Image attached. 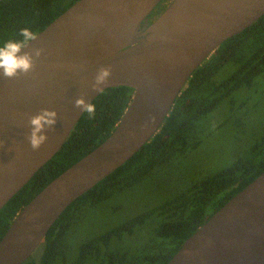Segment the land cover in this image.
Returning <instances> with one entry per match:
<instances>
[{"label":"water","instance_id":"1","mask_svg":"<svg viewBox=\"0 0 264 264\" xmlns=\"http://www.w3.org/2000/svg\"><path fill=\"white\" fill-rule=\"evenodd\" d=\"M78 0L23 49L43 47L34 72L0 77V209L60 150L83 112L74 106L111 87L134 89L121 121L95 149L45 186L0 241V264H23L78 197L132 158L160 129L193 71L264 14V0ZM112 66L103 89L90 84ZM58 112L37 151L28 119ZM167 264H264V172L200 226Z\"/></svg>","mask_w":264,"mask_h":264},{"label":"trees","instance_id":"2","mask_svg":"<svg viewBox=\"0 0 264 264\" xmlns=\"http://www.w3.org/2000/svg\"><path fill=\"white\" fill-rule=\"evenodd\" d=\"M78 0H0V45L21 39L20 29L36 34ZM162 0L148 17L151 21L172 2ZM227 65L233 72L218 81ZM264 73V14L252 25L226 39L188 79L159 131L128 161L73 201L56 220L33 255L23 264H65L68 237L90 209L116 193L132 188L201 142L198 122L227 97L256 82ZM134 89L111 87L93 103L95 117L83 113L60 150L0 209V241L17 214L53 179L105 139L121 121ZM264 172V133L244 155L207 176L155 209L88 239L79 247L74 264H167L200 226ZM154 214V229L136 247L118 244L133 236Z\"/></svg>","mask_w":264,"mask_h":264},{"label":"rangeland","instance_id":"3","mask_svg":"<svg viewBox=\"0 0 264 264\" xmlns=\"http://www.w3.org/2000/svg\"><path fill=\"white\" fill-rule=\"evenodd\" d=\"M158 7V6H157ZM234 70L227 65L216 75L221 81ZM200 144L161 166L132 188L116 193L87 211L72 228L65 264H74L80 245L129 218L155 209L191 185L232 164L244 155L264 133V73L251 86L243 87L198 122ZM154 214L121 245L136 247L154 229ZM60 264V263H59Z\"/></svg>","mask_w":264,"mask_h":264},{"label":"clouds","instance_id":"4","mask_svg":"<svg viewBox=\"0 0 264 264\" xmlns=\"http://www.w3.org/2000/svg\"><path fill=\"white\" fill-rule=\"evenodd\" d=\"M19 36L21 39H9L0 45V77L6 79L27 77L34 72L36 60L45 52L43 47L33 48L29 52L23 51L31 41L37 38V34L31 28H21ZM111 75L112 66L100 67L90 84L92 91H101ZM74 106L83 113H87L89 117H95L96 105L93 102H86L83 95L75 100ZM58 118V112L48 108H43L37 114L29 117V132L26 139L33 151L39 150L42 145L47 143L48 132L55 131ZM2 146L3 142H0V147Z\"/></svg>","mask_w":264,"mask_h":264}]
</instances>
